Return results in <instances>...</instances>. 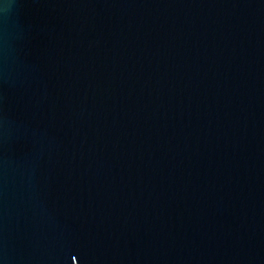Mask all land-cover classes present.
<instances>
[{
	"label": "water",
	"instance_id": "95a60500",
	"mask_svg": "<svg viewBox=\"0 0 264 264\" xmlns=\"http://www.w3.org/2000/svg\"><path fill=\"white\" fill-rule=\"evenodd\" d=\"M0 264H264V0H0Z\"/></svg>",
	"mask_w": 264,
	"mask_h": 264
}]
</instances>
